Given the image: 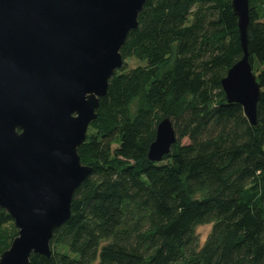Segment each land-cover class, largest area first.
Segmentation results:
<instances>
[{"label": "trees", "instance_id": "obj_1", "mask_svg": "<svg viewBox=\"0 0 264 264\" xmlns=\"http://www.w3.org/2000/svg\"><path fill=\"white\" fill-rule=\"evenodd\" d=\"M232 1L146 2L78 150L92 171L51 256L31 264H264V0H249L256 126L222 88L243 56ZM166 117L177 142L151 161ZM203 224L213 226L200 245ZM17 234L0 207V255Z\"/></svg>", "mask_w": 264, "mask_h": 264}, {"label": "water", "instance_id": "obj_2", "mask_svg": "<svg viewBox=\"0 0 264 264\" xmlns=\"http://www.w3.org/2000/svg\"><path fill=\"white\" fill-rule=\"evenodd\" d=\"M148 0H0V207L18 229L0 264L50 257L54 232L71 216L92 167L79 147L97 118L121 49ZM243 56L222 79L229 103L253 126L261 85L248 50L249 0H233ZM177 142L162 119L148 157L161 161Z\"/></svg>", "mask_w": 264, "mask_h": 264}, {"label": "rangeland", "instance_id": "obj_3", "mask_svg": "<svg viewBox=\"0 0 264 264\" xmlns=\"http://www.w3.org/2000/svg\"><path fill=\"white\" fill-rule=\"evenodd\" d=\"M128 62L130 67L136 66L138 64V62H136L135 60H130ZM212 226V224H203L197 227L196 233L199 238L200 245H202L209 236L212 230Z\"/></svg>", "mask_w": 264, "mask_h": 264}]
</instances>
